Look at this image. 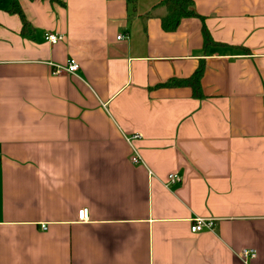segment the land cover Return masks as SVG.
I'll return each instance as SVG.
<instances>
[{
	"label": "crops",
	"instance_id": "obj_1",
	"mask_svg": "<svg viewBox=\"0 0 264 264\" xmlns=\"http://www.w3.org/2000/svg\"><path fill=\"white\" fill-rule=\"evenodd\" d=\"M161 1L0 0V264H264V0Z\"/></svg>",
	"mask_w": 264,
	"mask_h": 264
},
{
	"label": "trees",
	"instance_id": "obj_2",
	"mask_svg": "<svg viewBox=\"0 0 264 264\" xmlns=\"http://www.w3.org/2000/svg\"><path fill=\"white\" fill-rule=\"evenodd\" d=\"M131 7L134 6L135 0H124ZM162 8L161 14L156 13V9ZM11 13H16L23 26L26 25L23 14L20 9L14 3L12 9L9 10ZM151 13L156 15L160 20L161 29L166 33L174 32L181 20L196 17L193 11V0H162L157 6H155ZM148 17V15H146ZM201 34L203 37L204 50L215 45L212 41L209 32L202 25ZM203 64L198 65L193 74L187 79H172L165 83V87H188L191 90L192 97L194 99H201L203 97L200 80L203 75Z\"/></svg>",
	"mask_w": 264,
	"mask_h": 264
},
{
	"label": "built area",
	"instance_id": "obj_3",
	"mask_svg": "<svg viewBox=\"0 0 264 264\" xmlns=\"http://www.w3.org/2000/svg\"><path fill=\"white\" fill-rule=\"evenodd\" d=\"M121 36H118L117 39H120ZM64 39L63 35L60 34H46L45 35V40L49 42V44L54 45ZM79 70V65L74 59H69L67 60L66 64L64 66H54L53 65V75H59L62 73H67V74H75ZM139 135L134 134L131 136L130 139H138ZM131 162L133 164H137L140 162V158L136 155L133 154V156L130 158ZM168 181L169 184L174 183L176 181H179L176 175H169L168 176ZM77 219L79 222H86L88 220V211L87 209L83 208L78 211L77 214ZM192 225L190 227V232L191 234H196L198 232H201L203 230H212V221L211 220H204L201 218H195L192 220ZM41 228L45 230V226L42 225ZM241 257L246 260L250 258L255 257V252L253 250H243L241 252Z\"/></svg>",
	"mask_w": 264,
	"mask_h": 264
}]
</instances>
